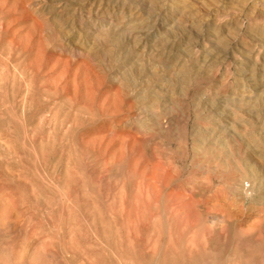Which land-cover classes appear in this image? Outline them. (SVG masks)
<instances>
[{
    "label": "rangeland",
    "instance_id": "rangeland-1",
    "mask_svg": "<svg viewBox=\"0 0 264 264\" xmlns=\"http://www.w3.org/2000/svg\"><path fill=\"white\" fill-rule=\"evenodd\" d=\"M228 258L264 264V0H0V264Z\"/></svg>",
    "mask_w": 264,
    "mask_h": 264
},
{
    "label": "bare ground",
    "instance_id": "bare-ground-1",
    "mask_svg": "<svg viewBox=\"0 0 264 264\" xmlns=\"http://www.w3.org/2000/svg\"><path fill=\"white\" fill-rule=\"evenodd\" d=\"M251 185H252V184H251ZM211 216H212V215H211ZM207 218H208V217H207ZM215 218H216V217H215ZM208 219H209V218H208ZM203 223H204V221H203ZM112 227H113V226H112ZM162 229H163V226H162ZM113 233H114V232H113ZM144 235H145V234H144ZM169 235H170V234H169ZM114 237H115V236H114ZM230 241H231V240H230ZM173 242H174V241H173ZM237 242H238V241H237ZM182 243H183V242H182ZM222 244H223V243H222ZM157 245H158V244H157ZM157 245H156V246H157ZM175 245H177V244H175ZM180 245H183V244H180ZM180 245H179V246H180ZM235 245H236V244H235ZM177 246H178V245H177ZM177 246H176V247H177ZM199 246H200V245H199ZM199 246H198V248H200ZM159 248H160V247H159ZM177 248H178V247H177ZM180 248H181V246H180ZM245 248H246V247H245ZM162 250H163V248H162ZM181 250H182V249H181ZM120 252H121V251H120ZM157 252H158V251H157ZM178 252H179V251H178ZM181 252H183V251H181ZM192 252H193V251H192ZM200 252H201V251H200ZM213 253H214V252H213ZM180 254H182V253H180ZM204 254H205V253H204ZM231 254H232V253H231ZM156 255H157V254H156ZM156 255H155V256H156ZM164 255H165V254H164ZM191 255H193V253H191ZM121 256H122V255H121ZM179 256L182 258L181 255H179ZM209 256H211V255H209ZM122 257H123V256H122ZM158 257H159V256H158ZM184 257H185V256H184ZM211 257H212V256H211ZM231 257H232V256H231ZM174 258H175V257H174ZM195 258H196V257H195ZM236 258H237V257H236ZM114 259H115V258H114ZM125 259H126V258H125ZM125 259H124V260H125ZM132 259H133V258H132ZM155 259H156V258H155ZM155 259H154V260H155ZM192 259H193V258H192ZM198 259H199V258H198ZM214 259H215V258H214ZM224 259H226V258H224ZM243 259H245V257H243ZM127 260H128V259H127ZM130 260H131V259H130ZM154 260H153V261H154ZM184 260H185V259H184ZM189 260H190V258H189ZM202 260H203V259H202ZM205 260H206V259H205ZM234 260H235V259H230V258H228V259H227V262H228L229 264H230V263L233 264V263H235ZM151 261H152V260H151ZM192 261H193V260H192ZM192 261H191V263H192ZM196 261H197V260H196ZM221 261H223V260H221ZM224 261H225V260H224ZM125 262H126V260H125ZM163 262H164V261H163ZM165 262H166V261H165ZM181 262H182V263L184 262L183 259H181ZM212 262H213V261H212ZM219 262H220V261H219ZM146 263L148 264L149 261H147ZM153 263H154V262H153ZM166 263H167V262H166ZM178 263H179V261H178ZM182 263H181V264H182ZM202 263H204V262H202ZM242 263H243V261H242ZM242 263H241V264H242ZM143 264H144V263H143ZM150 264H152V263L150 262ZM183 264H184V263H183ZM185 264H186V263H185ZM194 264H197V263H195V259H194ZM223 264H224V263H223ZM225 264H226V263H225ZM235 264H236V263H235ZM239 264H240V263H239ZM243 264H244V263H243ZM249 264H250V263H249Z\"/></svg>",
    "mask_w": 264,
    "mask_h": 264
}]
</instances>
